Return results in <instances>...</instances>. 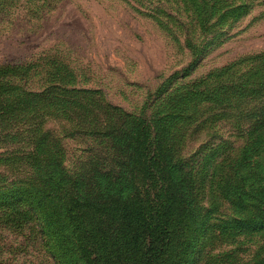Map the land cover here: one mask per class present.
Segmentation results:
<instances>
[{
    "label": "trees",
    "instance_id": "obj_1",
    "mask_svg": "<svg viewBox=\"0 0 264 264\" xmlns=\"http://www.w3.org/2000/svg\"><path fill=\"white\" fill-rule=\"evenodd\" d=\"M21 1L50 9L60 0H0V11ZM182 1L196 23L194 31L179 23L194 62L206 46L193 32L200 43L213 16L224 22L253 3L217 0L213 10L215 0ZM193 61L149 91L139 111L112 102L63 56L0 65V141L31 145L16 156L31 173L0 176V230L31 229L55 264H192L196 251L231 259L208 249L264 229V51L178 84ZM219 118L232 120L245 143L186 154L191 134L208 128L218 138L207 124ZM77 138L82 153L68 165L66 140ZM246 264H264V243Z\"/></svg>",
    "mask_w": 264,
    "mask_h": 264
},
{
    "label": "rangeland",
    "instance_id": "obj_2",
    "mask_svg": "<svg viewBox=\"0 0 264 264\" xmlns=\"http://www.w3.org/2000/svg\"><path fill=\"white\" fill-rule=\"evenodd\" d=\"M250 2L252 6L245 15L232 14L224 22L213 16L210 22L215 27L200 36L203 39L200 43L197 31L193 32L198 46L203 49L206 46L194 62V54L184 45L185 28L179 27V23L193 31L196 23L182 0H60L50 9L36 8L37 2L21 1L0 11V65L24 63L46 54L63 56L76 69L86 72L112 102L139 111L149 91L192 61L190 70L177 74L178 84L264 51V0ZM237 4H228L224 10L232 11ZM157 5L166 12H158L156 16L153 7ZM216 8L217 0L213 10ZM215 124L218 138H211L214 129L208 128L191 134L185 153L191 154L202 145L209 150L217 144L224 145L226 140L234 147L245 143V136L236 131L232 120L219 118L207 125ZM48 126L53 128L57 123L50 121ZM80 139L66 140L68 165L73 166L82 153L84 143ZM30 146L24 140L0 141V155L13 156L8 162L0 161V176L4 173L10 179L27 177L30 166L16 156ZM221 212L228 214L232 209L226 204ZM30 230H0L4 264H55L41 238H34ZM263 243L264 229L245 231L237 241L208 249L209 254L229 251L231 259L216 261L196 251L192 264L205 260H211L210 264H246Z\"/></svg>",
    "mask_w": 264,
    "mask_h": 264
}]
</instances>
